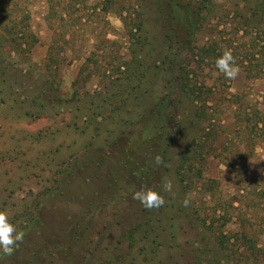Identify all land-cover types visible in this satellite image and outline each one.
Returning <instances> with one entry per match:
<instances>
[{
  "label": "rangeland",
  "instance_id": "obj_1",
  "mask_svg": "<svg viewBox=\"0 0 264 264\" xmlns=\"http://www.w3.org/2000/svg\"><path fill=\"white\" fill-rule=\"evenodd\" d=\"M202 1L0 0V264H264V0H210L193 38Z\"/></svg>",
  "mask_w": 264,
  "mask_h": 264
},
{
  "label": "clouds",
  "instance_id": "obj_2",
  "mask_svg": "<svg viewBox=\"0 0 264 264\" xmlns=\"http://www.w3.org/2000/svg\"><path fill=\"white\" fill-rule=\"evenodd\" d=\"M215 66L229 80L235 79L239 72L234 56L231 50L228 49L224 50L223 54L216 59ZM155 162L157 165H160L162 160L157 156ZM163 190L169 193L172 192L173 183L171 180L164 185ZM132 198L139 201L146 209L160 208L165 204L161 192L150 187H142L140 190L135 191ZM184 205H188L187 200L184 201ZM23 237V231H18L16 226L10 222L8 213L0 211V251L4 254H12L15 246L23 240Z\"/></svg>",
  "mask_w": 264,
  "mask_h": 264
},
{
  "label": "trees",
  "instance_id": "obj_3",
  "mask_svg": "<svg viewBox=\"0 0 264 264\" xmlns=\"http://www.w3.org/2000/svg\"><path fill=\"white\" fill-rule=\"evenodd\" d=\"M209 1L210 0H203L201 2V5L198 6L197 8L193 9L191 7L193 9L192 12L196 13L195 14L196 16L192 15L193 13L191 14L190 6H186L185 9L183 8V10L185 11V14H186V18H185V21H183V23H184V25L187 24L188 27H187L186 30H189L188 33L193 38H195V36H196L195 32L200 28V26H199V23H200L199 22V15L204 11V9L206 7V5L204 7V4H206ZM172 5L175 6V4H172ZM262 5H264V3ZM176 6H178V5H176ZM178 8H180V5L178 6ZM186 21H187V23H186ZM191 42H192L191 39H188V42L185 45H183L182 43L180 44V42H177L178 43V49H181L183 47H185V48L188 47ZM49 60H52V56H50ZM187 79H188L187 77L182 79L181 88H182L183 91L188 89V87H189L187 85ZM191 94L192 95H196V92H194V89H191ZM164 109H165V105L164 106L162 105L161 110H159L160 114L163 112ZM158 125H160V126H159L158 129H156L157 131L158 130H161V131L166 130V128H165L166 126H165V121L164 120H162V119L156 120L155 127H158ZM160 135H162L164 137L163 138L164 142H161V141L158 142L155 139L152 140V137H150V143L152 142V143H156L157 144V148H158L157 150H159V151L156 154H160L162 156V158H163V161L165 162V160H166L165 157L167 156V149L169 147V143H168L169 140L165 138L164 134H162V133L160 134V132H159L158 136H160ZM170 136L172 137L173 134H171ZM171 137H170V139H171ZM142 172L143 171L140 170V168H138V166H135L134 168H132L131 165L129 164L128 160H127L126 165H125V174H126V179L127 180H129V181L133 180V181H136L137 183L139 181H143V180H140V178H141L140 174H142ZM132 183H135V182H132ZM137 231H138V229L137 230L135 229V232H137ZM131 237L133 238V235H131Z\"/></svg>",
  "mask_w": 264,
  "mask_h": 264
}]
</instances>
